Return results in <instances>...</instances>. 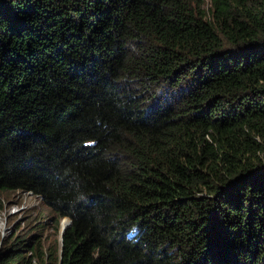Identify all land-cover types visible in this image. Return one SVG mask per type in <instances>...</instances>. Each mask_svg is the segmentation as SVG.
I'll return each mask as SVG.
<instances>
[{
  "label": "trees",
  "instance_id": "16d2710c",
  "mask_svg": "<svg viewBox=\"0 0 264 264\" xmlns=\"http://www.w3.org/2000/svg\"><path fill=\"white\" fill-rule=\"evenodd\" d=\"M202 5L0 0V195L70 220L0 264H264V0Z\"/></svg>",
  "mask_w": 264,
  "mask_h": 264
},
{
  "label": "rangeland",
  "instance_id": "374dc122",
  "mask_svg": "<svg viewBox=\"0 0 264 264\" xmlns=\"http://www.w3.org/2000/svg\"><path fill=\"white\" fill-rule=\"evenodd\" d=\"M205 11H208L210 8V0H203V5ZM7 195V196H5ZM2 200L5 201L4 204H7V211L11 217H3L1 216L2 208H0V223L2 222V226L0 228V242H2L7 236L18 234H34L36 235L35 226L38 221L45 222L44 226V235L41 238L43 246L54 247L56 242L59 244V232L60 228V220H58V227L56 228L58 215L54 214L51 210L46 208L42 200H37V196L31 194L30 192L21 193L20 191L14 192H6L4 195H0ZM16 198V199H15ZM6 199V200H5ZM37 200V204L35 201ZM1 201V200H0ZM17 202L15 204L18 205V210L16 212H12L13 207L7 202ZM14 207L17 209L16 205ZM69 225V221H65L61 225V231L63 232ZM29 233V234H28ZM58 233V234H57Z\"/></svg>",
  "mask_w": 264,
  "mask_h": 264
},
{
  "label": "bare ground",
  "instance_id": "6f19581e",
  "mask_svg": "<svg viewBox=\"0 0 264 264\" xmlns=\"http://www.w3.org/2000/svg\"><path fill=\"white\" fill-rule=\"evenodd\" d=\"M16 199V198H15ZM37 200H40L41 201V199H39V198H36ZM0 200H2V197H0ZM37 200L35 201V203L37 204ZM15 203H13V202H10V205H11V207L14 205ZM39 204H37V206H38ZM60 228H59V234H60V236H59V242H60V244H62V236H63V233H64V231L69 227V225H70V220L68 219V218H60ZM65 221H69V225H68V227L62 232L61 231V225L65 222ZM1 243V242H0Z\"/></svg>",
  "mask_w": 264,
  "mask_h": 264
},
{
  "label": "built area",
  "instance_id": "2783aa9c",
  "mask_svg": "<svg viewBox=\"0 0 264 264\" xmlns=\"http://www.w3.org/2000/svg\"><path fill=\"white\" fill-rule=\"evenodd\" d=\"M16 205V207H17V209L14 207V205L12 206L13 207V210H12V212H16L17 210H18V205L17 204H15ZM0 208H2V213H1V216H3V217H5V218H7V217H11V215H9V213H8V211H7V204H2V207H0ZM1 219V218H0ZM1 226H2V222L0 223V228H1Z\"/></svg>",
  "mask_w": 264,
  "mask_h": 264
},
{
  "label": "clouds",
  "instance_id": "9594fccd",
  "mask_svg": "<svg viewBox=\"0 0 264 264\" xmlns=\"http://www.w3.org/2000/svg\"><path fill=\"white\" fill-rule=\"evenodd\" d=\"M21 193H25V192H21ZM32 194V193H31ZM37 198H39V199H41L39 196H37ZM1 201H3V200H1ZM9 204H10V202L9 201H7ZM3 203H5V201H3ZM15 203H17V202H15ZM60 220V219H59Z\"/></svg>",
  "mask_w": 264,
  "mask_h": 264
}]
</instances>
